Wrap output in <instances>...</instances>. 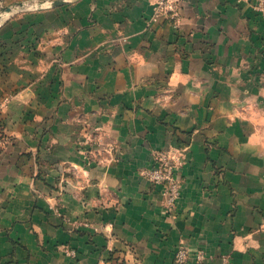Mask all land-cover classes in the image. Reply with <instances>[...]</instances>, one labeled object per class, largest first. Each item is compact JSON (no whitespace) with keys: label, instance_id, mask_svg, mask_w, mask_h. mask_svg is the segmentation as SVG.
I'll use <instances>...</instances> for the list:
<instances>
[{"label":"crops","instance_id":"0c3cea01","mask_svg":"<svg viewBox=\"0 0 264 264\" xmlns=\"http://www.w3.org/2000/svg\"><path fill=\"white\" fill-rule=\"evenodd\" d=\"M155 1L0 5V264H264V15Z\"/></svg>","mask_w":264,"mask_h":264},{"label":"built area","instance_id":"2783aa9c","mask_svg":"<svg viewBox=\"0 0 264 264\" xmlns=\"http://www.w3.org/2000/svg\"><path fill=\"white\" fill-rule=\"evenodd\" d=\"M252 9L264 15V0H245ZM182 0H156L153 5V19H163L168 23L177 26L180 16ZM177 160L172 153L160 152L154 155V164L148 175L152 184L162 188L165 205L168 209H174L176 205V180L174 177ZM201 254L195 256L196 262L201 261ZM188 259L187 253L179 251L175 261L182 263Z\"/></svg>","mask_w":264,"mask_h":264},{"label":"rangeland","instance_id":"374dc122","mask_svg":"<svg viewBox=\"0 0 264 264\" xmlns=\"http://www.w3.org/2000/svg\"><path fill=\"white\" fill-rule=\"evenodd\" d=\"M0 5H1V8L3 9V10H8L9 8H11L12 6H13V4L12 5H9V4H7L6 3V0H0ZM34 4L35 3H33V2H31L29 5H27V7L29 6H34ZM16 6V8L17 7H19V6H21V8H25L26 6H25V4L22 2L21 3V5H15ZM86 133L88 134V132L86 131ZM2 136H4L5 137V134L3 133V132H1L0 133V138H2ZM86 138H88V141L90 142L91 141V135L90 134H88V136L86 137ZM6 139V138H5ZM94 139V138H93ZM1 147V146H0ZM114 149V148H113ZM112 150V149H111ZM162 152V151H161ZM165 153H166V151H165ZM153 167V165H151L150 167H148V168H146V169H143V171L141 172L140 171V174L146 179V180H148L149 182H150V180H149V178H150V176L148 175V173H149V171L151 170V168ZM151 183V182H150Z\"/></svg>","mask_w":264,"mask_h":264},{"label":"water","instance_id":"95a60500","mask_svg":"<svg viewBox=\"0 0 264 264\" xmlns=\"http://www.w3.org/2000/svg\"><path fill=\"white\" fill-rule=\"evenodd\" d=\"M9 10V9H8Z\"/></svg>","mask_w":264,"mask_h":264}]
</instances>
